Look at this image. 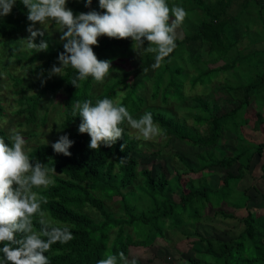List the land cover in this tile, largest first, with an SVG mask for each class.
<instances>
[{
  "label": "trees",
  "instance_id": "16d2710c",
  "mask_svg": "<svg viewBox=\"0 0 264 264\" xmlns=\"http://www.w3.org/2000/svg\"><path fill=\"white\" fill-rule=\"evenodd\" d=\"M233 2L185 0L183 8L188 13L185 22L192 24L185 29L183 39L176 40L174 51L155 69L151 67L155 63L154 54L134 51L130 38L100 37L93 50L98 59L111 62L110 75L103 83L89 77L79 82L78 89L71 84L77 72L70 66L63 76L42 82L51 75L53 65L60 66L58 56L64 51L61 45L46 38L47 51L29 50L31 56L16 53L18 41L26 40L22 33L31 23L20 0H16L9 15L0 17V137L11 143L6 120L12 115L16 119L13 129L22 136L29 129L25 139L32 141L36 134L33 127L45 126L49 121L48 109L39 115L40 106L48 99L60 113L59 129L73 141L70 156L56 153L52 144L46 143L31 147L29 152L33 165L39 161L55 169L52 174L55 183L34 191L45 197L47 203L42 204L45 212L61 225L69 226L74 237L67 244L52 245L46 253L50 264H97L106 253L117 255L123 251L128 257L131 247L150 248L158 240L172 245L168 240L170 232L198 225L210 208L225 217L239 219L241 211L246 209L247 214L242 217L245 228L230 240L196 232L198 239L192 241L194 255L188 259L189 263L264 264V212L256 215L253 209H257V201L249 194L255 191L256 199L261 197L264 204V164L260 176L253 174L252 169L254 157L264 153V0H245L239 13L230 16L228 9ZM67 7L76 15L102 11L98 0H92L88 7L86 0H68ZM257 24L262 26L261 31L251 33L252 25ZM246 33L251 44L259 46L248 54L238 47ZM11 37L17 38L9 42ZM38 37L43 40L42 36ZM145 44L146 48L148 42ZM18 64L23 68L31 66L27 68L28 76L38 74L39 79L16 77L10 68ZM191 70L196 74L191 75ZM5 75L11 83L9 90ZM187 80L190 88L186 92ZM222 81V88L235 100V106L222 114L215 100L202 96L192 98L194 108L200 111L195 115V130L178 122L175 115L157 111L155 106L147 104L149 90L150 99L160 98L163 103L176 102L178 105L177 102L190 97V90L197 91V84ZM4 93L15 98V107H7ZM105 97L119 100L136 119L144 111L151 112L154 122L168 138L165 148L178 141L209 151L201 159L212 157V151L227 132L234 136L232 139L239 150L232 156L215 158L214 154L200 169L188 166L187 171L175 170L172 176L165 168L154 173L139 161L135 155L139 154L144 140L133 137L127 124L122 125L123 138L115 145L110 148L101 145L92 150L90 136L79 133L81 118L72 115L73 105L86 100L95 103ZM159 148H154L156 155L162 153ZM213 167L224 171L219 181L221 189H218L220 183L215 184L216 188L207 183L189 188L183 186L185 176L207 178L211 172H205ZM251 175L254 184L245 186ZM227 203L232 212L223 208ZM263 204L258 203L259 207ZM35 227L39 230L40 225L35 223ZM2 259L3 253H0ZM138 264L142 263L138 261Z\"/></svg>",
  "mask_w": 264,
  "mask_h": 264
},
{
  "label": "clouds",
  "instance_id": "9594fccd",
  "mask_svg": "<svg viewBox=\"0 0 264 264\" xmlns=\"http://www.w3.org/2000/svg\"><path fill=\"white\" fill-rule=\"evenodd\" d=\"M20 2L27 9V19L31 22L26 48L34 52L47 51V42H34L37 36L44 35L35 25H46L49 21L58 25L61 40L66 43L58 56L60 66L53 65L51 74L63 76L70 66L77 72L71 80L77 89L79 82L89 77L103 83L110 75L111 62L98 59L93 50L100 37L130 38L134 51L154 54L155 63L151 67L155 69L174 51L177 29L188 16L183 7H169L168 0H98L102 11L79 15L67 7L68 0ZM15 3L16 0H0V17L9 15ZM91 4L92 0H86V7ZM145 41L148 42L146 48L143 47ZM72 115L81 118L79 133L90 136L92 150L101 145L109 148L115 145L123 138L124 124L135 130L137 139L144 141L165 135L151 112H145L139 119L133 118L126 106L112 98L97 99L95 103L76 101ZM9 140L10 144L0 137V253H3L0 264H50L46 253L52 245L67 244L74 238L69 226L61 225L45 212L42 208V204L47 203L45 197L34 191L55 183L52 175L55 169L39 161L33 165L27 141L19 131L13 129ZM72 145L73 141L62 135L51 147L58 154L70 156ZM35 223L40 225L39 230ZM97 264H138V261L135 256L129 259L121 251L117 255L106 253Z\"/></svg>",
  "mask_w": 264,
  "mask_h": 264
},
{
  "label": "rangeland",
  "instance_id": "374dc122",
  "mask_svg": "<svg viewBox=\"0 0 264 264\" xmlns=\"http://www.w3.org/2000/svg\"><path fill=\"white\" fill-rule=\"evenodd\" d=\"M209 2H216V0H206ZM245 0H234L232 6L228 9V13L230 16H234L242 9L241 4ZM169 7L172 6H185V0H168ZM190 21L183 22L180 28L177 29V39H183L184 34H186L185 29L188 28L189 25H191ZM46 28V29H45ZM262 26L260 24L252 25L251 33L261 31ZM35 29H39L40 31L44 32L43 40L50 39V41L55 42L58 45H61L63 47L64 43L66 41L61 40L62 32L59 31V26L55 25L54 22L49 21L46 25H35ZM34 29V30H35ZM184 30V31H183ZM25 34L26 39L30 36V33L26 30L22 35ZM247 34V33H246ZM18 38L20 36H17ZM17 37H11L9 39V42H13ZM250 36L247 34L246 37L243 39V41L239 44V49L243 51V53L248 54L255 51L259 46H255L251 44L250 42ZM41 39L37 36L35 39V43L39 44ZM27 41H18V50L16 51L17 54H28L31 56V53H29V50L26 48ZM147 45L144 43V46ZM17 48V46L15 47ZM181 48V52L182 49ZM186 50V49H185ZM186 53H188V49L186 50ZM6 59V56H5ZM206 60V58H204ZM12 62L13 60H9ZM28 63V62H27ZM224 62H219V64H222ZM2 64V63H1ZM0 64V65H1ZM29 64V63H28ZM184 63H182L183 65ZM28 69L31 68V66L27 67ZM26 67L23 68L21 64L13 65L10 70L14 71V75L18 78H25L27 80L35 78H38V74L36 76H28V69ZM196 72L191 70V75H195ZM190 76V74H189ZM60 75H50L47 77V79L42 80V82H45L46 80H53L56 78H59ZM231 78V76H229ZM5 82L10 86L8 87V90L11 88V83L8 81L7 75H5ZM114 77H112L111 81H114ZM225 80V77H224ZM186 82V92L188 91V87L190 88V85L187 83H190L189 80ZM224 81L216 82L215 84L212 83H206L204 85L197 84L196 92L190 90L188 92L189 98H186L184 102H170V103H163L160 98H158L156 101L153 99H150L151 90L147 92L148 98V106H155V110L164 112L168 115H175L178 122H184L187 124V126L192 128L193 130L197 129V126L195 125V115L200 114V111L196 108H194L195 103L192 98L202 96L203 98H209L212 100H215L219 106H220V113L225 114L229 112L234 106H235V100L231 98L230 95L226 93V91L222 88V84ZM211 85H213L211 87ZM211 87V88H210ZM210 88V89H208ZM12 90V89H11ZM5 95V104L7 107L12 108V106H16L15 98H13L11 95ZM16 97V96H15ZM59 102V101H57ZM194 105V106H193ZM193 106V109L190 108ZM256 108L257 105L254 104ZM252 108V109H256ZM49 110V121L45 126H38L33 127V130L36 132L35 136L32 138V141L27 142L26 148L30 149L31 147L37 145V144H52L55 143L60 136L67 135L63 130L59 129V122H60V113L57 110H54L53 104H51L50 100L46 99L42 105L40 106L39 115L42 116L45 114L46 110ZM191 109V110H190ZM147 112L144 111L143 114ZM142 114V115H143ZM141 115V116H142ZM140 116V117H141ZM7 129L8 132H11L13 128H16V119L12 117V115H9L7 117ZM29 130V129H28ZM23 135L24 139L27 136V132ZM132 136L136 137V132L133 129H130ZM234 136L229 135V133H225L221 141L219 142L218 147L214 149L213 156L208 157L206 156L204 159H201L207 152L206 150L201 149V147H195L190 146L188 144H182L181 142L174 141L169 148H165L164 145L168 141V138L157 137L155 140L152 141H142V144L140 146L139 154L135 155L138 157L139 161L141 163L145 164L147 167L152 169L154 173H158L161 171L162 168H165L167 173H169L170 176L173 175L175 170L180 171H187L188 166H190L192 169L198 170L201 167L204 166L205 160L208 158L214 157L218 158L222 155L232 156L235 154V152H238V148L236 147L237 142L233 140ZM261 138V137H260ZM263 139V138H262ZM26 140V139H25ZM162 150V153L159 155H156L155 149ZM162 147V148H161ZM211 153V152H210ZM176 156H175V155ZM212 155V154H211ZM181 156L184 157V160H180ZM253 174L255 172V175H260L259 173V166L263 162V160H259V157H255V160L253 161ZM234 171V169H233ZM211 172V173H209ZM206 173H209L206 176L196 177L194 175L185 176L182 180L183 186H186V188H189L190 186H199L200 183H207L211 185L212 187L216 188L215 184H219L221 182V179L224 175L223 169L213 167L210 170H207ZM191 174H194L192 172ZM248 182H245V186H250L251 184H254V177L251 175L247 178ZM220 181V182H219ZM221 183L218 186V189H221ZM240 189V188H239ZM253 196V201H257L256 207L257 209H253L256 213V215H262L264 212L263 208V202L261 197L259 199H256V193L255 191H251L249 193ZM110 203V202H109ZM258 203L263 204L261 207H259ZM225 210L232 212V209L230 208L229 204H225L223 207ZM247 214L246 209L241 211L240 219L238 218H228L225 217L221 212H219L216 209H208L206 216L202 219V221L196 225V226H187L181 230H174L169 233L168 240H171L172 245L168 244V242L164 240H158L156 244L150 248H130L129 252V259H132L134 256L137 258V261L141 262L142 264H191L189 263L188 259L194 255V252L192 251V241L198 239V236H196V232L206 236V237H212L217 238L221 240H230L236 236H238L245 228L242 217H244ZM167 240V241H168ZM170 242V241H169Z\"/></svg>",
  "mask_w": 264,
  "mask_h": 264
},
{
  "label": "crops",
  "instance_id": "0c3cea01",
  "mask_svg": "<svg viewBox=\"0 0 264 264\" xmlns=\"http://www.w3.org/2000/svg\"><path fill=\"white\" fill-rule=\"evenodd\" d=\"M255 157H259V160L261 159V160H263V162L261 163V165L259 166L260 168H259V173H260V175L262 174L261 173V166L264 164V153H263V155L262 156H259V155H256ZM255 157H254V159L253 160H255ZM254 163V162H253ZM259 175V176H260ZM258 176V175H257Z\"/></svg>",
  "mask_w": 264,
  "mask_h": 264
}]
</instances>
